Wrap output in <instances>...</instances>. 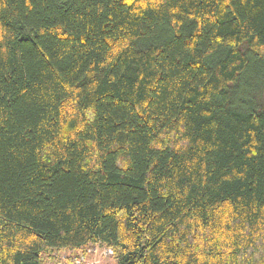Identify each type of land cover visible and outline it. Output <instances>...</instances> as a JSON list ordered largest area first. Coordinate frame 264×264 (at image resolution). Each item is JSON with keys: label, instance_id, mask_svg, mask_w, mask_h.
Wrapping results in <instances>:
<instances>
[{"label": "trees", "instance_id": "16d2710c", "mask_svg": "<svg viewBox=\"0 0 264 264\" xmlns=\"http://www.w3.org/2000/svg\"><path fill=\"white\" fill-rule=\"evenodd\" d=\"M100 247L264 264V0H0V264Z\"/></svg>", "mask_w": 264, "mask_h": 264}, {"label": "rangeland", "instance_id": "374dc122", "mask_svg": "<svg viewBox=\"0 0 264 264\" xmlns=\"http://www.w3.org/2000/svg\"><path fill=\"white\" fill-rule=\"evenodd\" d=\"M95 250H96V252H94ZM106 251H107V249L102 248V247H100L98 249H93V252L88 253V255L86 257L83 256L85 258V261L82 263L78 262L82 257L78 258L77 255H73V254L66 255V254H64L62 257H60V263L59 264H65L64 261H66V259H68V257L74 259L73 264H117L115 261V258H114V253L113 254H106L107 253Z\"/></svg>", "mask_w": 264, "mask_h": 264}, {"label": "built area", "instance_id": "2783aa9c", "mask_svg": "<svg viewBox=\"0 0 264 264\" xmlns=\"http://www.w3.org/2000/svg\"><path fill=\"white\" fill-rule=\"evenodd\" d=\"M107 253L106 254H113V251L112 250H110V249H107V251H106ZM85 261V258L84 257H82L78 262H80V263H82V262H84Z\"/></svg>", "mask_w": 264, "mask_h": 264}]
</instances>
